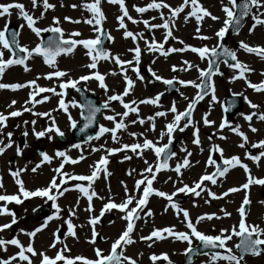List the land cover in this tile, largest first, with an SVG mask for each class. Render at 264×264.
I'll return each mask as SVG.
<instances>
[{
	"label": "rangeland",
	"instance_id": "obj_1",
	"mask_svg": "<svg viewBox=\"0 0 264 264\" xmlns=\"http://www.w3.org/2000/svg\"><path fill=\"white\" fill-rule=\"evenodd\" d=\"M201 2L204 8H208L213 15L219 17V20L213 21L209 17H204L203 21L198 25L195 17L189 16L187 21L184 19L185 14L191 10V5H187L184 11L179 13L176 17L171 18L170 29L172 36L168 37L167 42L163 43V49L156 52H149L146 50V42L151 44L153 38L157 45L164 41L166 30L161 28H148L144 24V17L150 19L149 24H163L165 20L170 17L169 8L153 9L146 13H139L135 10L136 7H145L152 0H124L125 7L133 21L124 18L127 30L133 32L135 38H125L123 33L125 29L119 27L118 16L122 15L120 6L117 4H111L108 0H101L99 7L101 8L104 19L101 25H92L85 23L86 19L93 18V14L83 8L81 5L84 2L94 3V0H48V2L54 5V8H49L44 11L43 6L32 7L31 0H0V3H14L18 2L24 5L25 10L32 15L34 18L39 17L41 12L44 11V17L37 20L36 27L49 28L59 26L64 33V38H69V34L73 32H79V36H74L72 39H95L100 33L93 31V27L105 26L113 39L106 46L107 50L112 54H119L120 58L125 61H132L133 65L139 69V76L130 68L127 64L123 65L127 69V75L134 81L133 88L129 91L128 95L123 97L125 103L137 101L134 107L138 106V114L129 112L127 117H124V123L127 124L126 129H120L117 135L118 139L113 140L110 133H105L99 139L93 138L91 141L81 143L80 148H73L75 144L72 140L71 121L69 120V113L71 114L72 120L79 122L81 107L78 100L77 91L71 87L67 89H61L59 87L61 82H66L69 77L76 80L80 76L91 75L95 72L105 76V84L108 86V91L99 87V82L94 78L88 81H80L77 84L85 89L88 94L95 93L100 101H105L108 96L114 93H122L125 87V80L123 79L124 73L121 72L120 67L117 66L111 59L100 58L97 61V68L90 69L86 65L90 64L91 58L86 55L88 51L82 45H77L73 52L69 54H62L56 57V67H49L43 60V58L35 55L26 61L30 71L25 72L24 67L20 65L8 66L2 76H0V83L13 84V83H26L28 81L35 80L36 85L44 88H53L55 93L62 94V98L67 105L68 111L65 112L59 107V100L61 95L54 94L53 92L39 93L38 88L35 85L30 87H24L17 90L12 89H0V113L8 115V113L19 110L21 115L12 117L8 116L6 126L3 128L2 134H0V140H3L5 144L8 143V133H12L11 141L12 146L7 148L6 151L0 155V177H2L3 188H0V194L17 195L19 194L18 185L15 183V179L10 175V169L15 171L17 169H24L20 173L19 178L23 180L24 187L27 190H35L37 188L47 186L51 178L56 175L54 169H56L64 158L55 157V152L65 151L67 156L71 159H78L80 155H83L85 159L80 160L76 164L70 162L64 164L62 171L68 172L73 175H90L93 166L105 157L108 160L106 165L99 164L98 177L91 182L89 187L88 181L77 182L75 180H68L67 186L69 190L62 196H57L55 201L59 206V219H52L48 222L47 227L41 232L37 233L34 238H30L25 233L33 231L36 227L42 224L43 220H34L33 218L26 224H22L16 232L14 238L19 239L20 242L27 246L31 240L32 246L36 252V255L31 253H25L29 256L32 264H41L42 256L40 253L46 254L49 258H55L58 252L64 249L65 245L67 251H63V255L66 258L74 260V264H84L83 260L76 261L75 257L81 256L87 259H96L94 248H100L104 254H108L110 251L111 244L121 235L125 230L128 221L122 219V216L126 215V212L135 206V201L132 205H129V209L122 212L119 209H112L105 211L101 216V209L106 203L111 200L117 204L123 202L126 198L124 192V184L127 185L129 192L128 195L139 196L145 185H141L139 192L134 191V184L136 180L142 179L144 168L146 167L144 160L146 159L149 163L154 165L157 158L154 154L153 149H143L142 156L133 153L132 150L125 149L116 153H110L107 150L113 148H122L124 144L140 143L143 144L145 138L153 141L157 146H163L167 142L168 136L165 135L163 139L160 138L161 131L165 130L167 123L173 120V113L168 112L166 116L156 117L154 120L155 130H151V124L147 118L155 116L158 111L167 112L168 109L175 103L178 112H183L189 102L196 96L198 89L192 85H182L179 81H196L198 79V69H206L208 64V58L201 59L197 53L192 52L190 49L184 52H169L164 55L163 52L170 48H182L186 45L192 47H202L207 45L212 48L217 44V38L214 33L222 26L225 14L221 10L220 0H198ZM157 3L161 0H156ZM172 8L179 6L183 0H163ZM227 3V0H224ZM76 5V7H72ZM135 6V7H134ZM253 12L257 10L252 9ZM264 11V9H261ZM10 17H0V29L4 28L6 21H9V25H15L18 28V42L20 45H26L29 49L34 48L38 43L41 42V35L47 32H42L40 37H37L28 27L26 21L18 15V10L13 8L10 10ZM163 13V19L161 18ZM198 15L202 13H197ZM65 17H70L72 21L79 20V23H73L65 20ZM142 17V19H141ZM155 17V19H153ZM54 18L59 19V24L54 23ZM264 18V17H261ZM146 19V20H147ZM254 23L251 16H249L245 26L239 32L231 37H225L224 40L228 41L231 48L236 51L237 58L239 61L247 65L252 71L245 72V78H237L232 80L231 77L238 73V69H230L226 64L222 63L219 67V73H215L212 79V87L210 93L200 101L193 112L192 121L195 128L199 130L200 144H194V130L193 125H189L184 131H180L179 128L175 129L172 136L181 134L184 136L185 144L176 151V155L171 159L169 168L156 172V179L153 180L152 187L163 191L168 194L176 193L174 196H187L186 202L178 204L180 208L186 209L189 213L193 223H196L197 217L208 213H215L216 216L220 217L217 219L215 216L211 219H205L202 222L196 224L199 231L207 235H217L221 229H231L232 226L237 225L240 220L237 209L241 206V203L245 197L248 196L251 201L249 212L246 215V224H258L264 228V204L259 201H264V185L252 183L247 190L241 186L246 183L249 179V173L245 172V169L236 165L229 169L224 177H217V183L212 184L210 181H204L201 185L204 191L199 188L196 191H201L199 196H195L191 192H177L176 190L184 185L189 187L194 186L200 177L207 174H212L215 165L207 164L209 155H212L213 159L220 157L219 152H211L210 149L214 145H219L223 149V157L230 158L236 156L241 161V164L247 165L250 170V175L253 180L264 179V157H261L258 162H254L248 154L251 156H257L264 148L259 147V150L252 151L251 145L257 143L260 140H264V121L253 116L251 121L244 119L245 115L252 112L264 113V91L255 92L251 90L248 82L252 84H260L264 81V59L255 53H247L246 51L239 48V41H244L249 45L264 46V26L258 25L256 29L250 34L249 28ZM22 26V27H21ZM197 27L200 28V33L205 36L212 37L211 39L204 40L200 39L196 33ZM148 30L150 34H147ZM143 38H140V35ZM180 41L184 43L181 44ZM139 47L141 50L139 56V62L135 59V52L129 51ZM95 55V52H93ZM9 53L5 50V59H7ZM184 61H188L195 65L197 68H188L187 70H180L181 67H187L184 65ZM176 66V71L172 70V66ZM56 69L66 71L68 75L64 77H52L50 79L44 78V76ZM150 70L152 73L155 72L157 75L164 79H177L179 92L170 93L167 90L166 84L163 80L151 79L144 73L143 70ZM115 71L117 74L112 75ZM39 77V79H37ZM143 77V79H140ZM214 94L216 100H212ZM37 92L35 99L41 100V103H29L25 101L29 100L30 92ZM233 92L241 95L243 98L247 97L252 103L257 104V109H252L248 102L244 99L243 111L236 117L228 118L223 112V100L227 93ZM158 93H163L160 96L159 102L156 105L149 103H139L141 100L148 98H155ZM183 93V95H181ZM44 96H48V100H43ZM187 97L188 99H185ZM15 100L16 103L9 107L8 105ZM76 101L77 106H73L71 101ZM27 107L30 111H23ZM125 111L123 105L119 101H111L109 107L103 112L100 126L103 125L108 128L114 126L112 121L105 119L107 115H113L114 113H123ZM37 113H49V115H37ZM138 116L145 120V123L140 124ZM214 123L206 125L203 118ZM64 133L67 138V144L61 143L57 137L55 130L46 132L43 137H37L36 132L43 131L53 124ZM121 117L117 116V120ZM229 122L228 126L221 129L219 127L223 120ZM137 120V123L133 124L131 121ZM28 123H25V122ZM35 121V124L32 123ZM183 118L180 121V127H183ZM239 125V131L243 132L247 137V143L244 147L239 145L242 143L243 138L237 133L230 130L231 127ZM257 129L256 132L251 131V128ZM27 132V135H25ZM136 133L135 136L131 135ZM143 133V135H140ZM23 136L25 143H19L18 139ZM51 137V139L49 138ZM96 137V136H95ZM211 137V139H209ZM221 137H225L222 139ZM101 145L104 147L100 151H92L93 147L99 148ZM17 147L22 151L21 154H17ZM38 148H42L45 153L49 156H53L54 159L51 163L45 162L40 164L42 156L37 152ZM191 153L188 157L191 166L181 168V174H178L173 170L177 163H182L186 156V151ZM203 149V151H201ZM137 152H141V149H137ZM131 157L129 160H125V156ZM12 156L17 159L16 167L9 165V160ZM198 162V163H197ZM40 164V167L35 173L31 171L33 167ZM135 169L131 175L128 174L129 170ZM110 173V175L108 174ZM144 175H148L145 173ZM171 177V179H169ZM61 177L57 176V182L60 183ZM167 181V182H165ZM182 181V182H181ZM123 182V184L121 183ZM76 183H80L84 187H89V195L94 190L97 195L93 196L91 201L88 197L81 193L77 188L74 187ZM65 185H61L63 188ZM239 188V191L230 192L227 196L222 198H213L208 195V189H210L217 196L226 192L230 188ZM173 196V197H174ZM21 203L17 204L13 202L0 201V206L6 205L10 212L15 213L16 219L27 214L28 211H32L36 206L43 204L45 201L53 203V201L47 200V198L41 197H29L24 198L20 194ZM78 201V204H77ZM177 204V203H176ZM91 205L92 211H86ZM167 207V211L165 208ZM70 209H72L70 211ZM151 209L153 213L148 216L146 213ZM73 211L75 214L73 215ZM224 211L231 213L230 216H224ZM177 209L172 207L171 203L164 197H159L156 194H152L148 198L146 207L142 210L140 218L133 220L134 228L130 233V237L133 240L132 244L124 245L121 251L125 256L131 257L136 261V264H180L183 256L185 255V249L188 248L186 241H179L167 233H162L166 239L159 240L155 237L152 240H142L141 237H147L151 234L154 229H163L175 226V230L190 232L185 223L183 213L176 214ZM57 214V209L54 208L49 216ZM91 217H99L98 222L95 224V232L101 234V239H95V244L90 243L89 240L92 237L93 226L89 223ZM13 217L9 214L0 215V225L9 224ZM71 220L74 225L75 236H72L68 232L67 221ZM57 229L63 231V238L59 242L54 241L53 233ZM23 230V231H22ZM57 234V233H56ZM0 236L5 240H10V232L6 229L2 230ZM239 237L233 236L231 240L226 242V249L232 248L233 252L237 255L238 250L235 245L238 243ZM55 242V247L49 245ZM198 242L195 237H192V245ZM123 244V242H122ZM0 247V259L5 257H11L15 255L19 248L17 246L8 244L6 245V251ZM226 253L223 250L221 254ZM155 254L158 259L153 261L151 257ZM162 254H167L168 260H165ZM212 253H208L202 257L197 258L192 264H209ZM13 264H28L27 261H20L19 257ZM56 264H65L64 261H57ZM213 264H228L227 261L218 260ZM242 264H264V252L260 255H247L244 257Z\"/></svg>",
	"mask_w": 264,
	"mask_h": 264
},
{
	"label": "snow or ice",
	"instance_id": "obj_2",
	"mask_svg": "<svg viewBox=\"0 0 264 264\" xmlns=\"http://www.w3.org/2000/svg\"><path fill=\"white\" fill-rule=\"evenodd\" d=\"M42 2V6L44 11H47L49 8H54L55 6L50 4L48 0H40ZM111 4H117L120 6V10L122 12V15L118 16L117 19L119 21V27L122 29H125L123 35L125 38L127 37H133L135 38V35L133 32L127 30L124 18L127 17L128 20L133 21V23H136L137 21L133 20V18L129 15L124 0H108ZM32 7L36 8L38 5V0H31ZM101 3V0H94V3H87L84 2L81 6L85 8L86 10L90 11L93 14V18L86 19L84 22L92 25H101V22L106 19L104 16L101 8L99 7ZM191 5V10L188 11L185 14L184 19L187 21L189 16L195 17L198 25L203 21L204 17H209L213 21L219 20V17L212 15L211 12H209L206 8H204L202 5L199 4L198 0H183V2L175 7L172 8L167 3H164L163 0L161 2L157 3L156 0H152V2L148 3L145 7H136L135 10L139 13H144L148 9H161V8H169L170 9V17L168 20H165L163 24H149L147 20L143 21L146 27L148 28H163L166 30V34L164 36V41L157 45L155 39L153 38V41L151 44L146 42V50L149 52H156L163 49V43L167 42L168 37L172 36V31L170 29V22L171 18L176 17L179 13L184 11L185 6ZM221 4V10L225 14V19L223 20L222 26L214 33L215 37L217 38V44L213 46L212 48H209L207 45H204L202 47H192L190 45H186L182 48H170L167 51H164L163 54L167 55L169 52H184L187 49H190L192 52L197 53L201 59L208 58V68L207 69H198V65H195L193 63H190L188 61H184V65L187 67H181L180 70L184 71L188 68H197L199 71L198 79L200 80L199 83L196 81H179L182 85H192L195 88L199 89V91L196 93V98H193L187 108L183 112H178L175 103L168 109L167 112L158 111L155 113V116L148 117L147 119L151 122V130H155V124L154 120L156 117L159 116H166L168 112L173 113V120L166 124L165 130L161 131L160 138L163 139L165 135L168 136V143L164 144L163 146L157 147L153 141L148 140L145 138L143 144L140 143H133L131 145L124 144L122 145V148H113L108 149L107 151L110 153H116L125 149H131L133 153H136L137 155L142 156V150L143 149H153L154 154L157 158V161L155 162V169L154 165L149 163L146 159L144 160V163L146 167L143 170V173L140 175L143 176L142 179L136 180L134 184V191L139 192L141 189V185H145L142 189L141 194L137 197L134 195H128L129 189L126 184H124V192L126 194V198L123 202L117 204L115 202H112L109 200L108 203L104 205V207L101 209L100 215L102 216L105 211H110L112 209H119L122 212L124 210L129 209V205H132L135 201V206L132 207L130 210L126 212V215L122 216V219H126L128 223L126 224L125 230L121 233V235L111 244L110 251L106 255L104 254L103 250L100 248H94V253L96 256V259H87L85 257L77 256L75 257L76 261L83 260L84 264H136V261L132 259L131 257L125 256L123 254V251L118 252L117 249L120 247L123 248L124 245H129L133 243V240L130 237V233L133 231L134 228V214L135 219H139V213L137 212V209H140L141 211L146 207L148 198L153 193L156 194L159 197L166 198L172 205V207L177 209V215H179L181 212L183 213L184 220L182 223H185L187 228L190 230V232H184V231H177L175 230V226L163 228V229H154L151 234L147 237H141L142 240H152L153 237L163 240L166 239L162 233H167L168 236L173 237L176 240L179 241H186L188 244V248L185 249V255L189 257V264L191 262V253H193L194 249L192 247V237H195L197 240L202 242V246L205 249H216V248H226V242L231 240L233 236L240 237V242L235 245L236 249L239 250V255L235 254L232 250V248H227L226 253L221 254L219 252H213L211 254V258L209 261V264H213V262H216L218 260L227 261L228 264H242V261L244 260V257L246 255H260L262 252H264V248L261 246H264V228L260 227L258 224H246V208L245 205H250L251 201L249 200L248 196L245 195L241 206L237 209L240 220L238 222V226L234 225L231 227V229H221L220 233L217 235H207L201 231H199L196 227V224L202 222L205 219L211 220L214 216L219 219L220 217L216 216L215 213L208 214L205 213L196 219V223H193L192 219L189 216V213L186 209H182L179 207L178 204L172 201V197L176 193H172L171 195L168 193H165L163 191H160L158 189H155L152 187L153 180L156 179V172H159L161 169H168V159L171 158V156H175L176 153L172 152L168 154V156L163 160L161 163V154L165 153L166 150L169 148L171 142H172V133L175 129L179 128L180 131H184L185 128H187L189 125H193V121L191 119L192 111L194 109V104L198 102V100H201L204 98V95L207 93L205 92V88L209 87L208 85V78L215 74L219 73V64L220 62H223L226 64L230 69H238L239 72L234 74L231 79L235 80L237 78H245V72L246 71H252V69L248 68L247 65H245L243 62L239 61L237 58L236 51L233 49L227 47L224 44V39L226 35L229 32L230 28L234 27L235 33L239 34L242 24L244 22V18L251 16L254 23L249 28V33L251 34L258 25L264 26V11H261V9H264V0H242L241 3H238L237 0H227V3L224 2V0H220ZM72 7H76V5H72ZM135 7V6H134ZM17 9L18 15L22 17L27 24V27L37 36L40 37L42 32H52V33H58V36H49L48 41L45 44L43 40H41L40 43H38L34 48L29 49L26 45L22 46L18 42V36L19 33L16 31L12 32V39L9 40L6 33L9 31L8 23L9 21H6L4 28L0 29V76L3 75L5 68L8 66H14V65H20L24 67L25 72L30 71L29 67L26 64V61L30 58H32L35 55H39L43 58L44 62L49 66L55 68V61L56 57L63 54H69L73 52L75 47L77 45H82L85 49L88 51L86 52V55H88L91 58V63L86 65V67L90 69H96L97 68V61L100 58L104 59H111L117 66L120 67V70L122 73H124L123 79L125 80L126 84L124 87V90L122 93H114L113 95H110L107 97V99L104 101V107L108 108L109 103L111 101H119L125 111L123 113H114L113 115H107L105 116V119L112 121L114 126L112 128L105 127L103 125L100 126L99 131L96 134V139H99L101 136H103L105 133H110L113 140H117V131L120 129H126L127 124L124 123L123 118L127 117L129 115V112L137 113L138 114V106L137 107H131L130 103L132 105H136L137 101H132L130 103H125L123 97L127 96L129 91L134 86V81L127 75V69L123 67V65L127 64L136 74L139 76V69L135 67L132 63V61H125L122 60L119 56V54L112 55L108 50H105L103 48L97 47L101 44V40L99 35L95 39H72L74 36H79V32H73L69 34V38H64L63 30L59 26L55 27H49V28H40L36 27V22L39 19H42L44 17V11L41 12L39 17H33L30 15L26 10L23 4L14 2V3H0V17H5L6 14L8 17H10L11 9ZM255 8L257 11L253 12L252 9ZM197 13H202L198 15ZM161 18L163 19V13H161ZM65 20H68L73 23H79L80 21H72L70 17H65ZM155 19V17H153ZM54 23L56 25L59 24V19L54 18ZM22 27V26H21ZM93 31L100 33L101 29L99 27H93ZM196 33L200 39L208 40L212 37L202 35L200 33V28L197 27ZM140 38H143L142 34H139ZM109 39H113L109 36ZM181 44H183V41H180ZM239 48L246 51L247 53H255L258 56H260L262 59H264V46H253L249 45L248 43L244 41H239ZM5 50L9 53V56L7 59H5ZM129 51L135 52V59L137 63L139 62V56L141 53L140 48L137 46L134 49H129ZM95 52V55L93 54ZM221 57H224V59L221 61ZM229 60L234 61V63H229ZM172 70L176 71V66H172ZM112 75H116L117 73L113 71L111 73ZM220 75H223V73H219ZM68 75L66 71L56 69L53 72H50L44 76L46 79H50L52 77H64ZM94 78L99 82V87L105 90V92L108 91V86L105 84V76L100 74L98 71L91 75H84L80 76L78 79L74 80L71 77L66 82H61L59 87L61 89H67L68 87H71L75 89L76 91H82L80 88H77V84L80 81H88L89 79ZM153 75L155 76L156 80H163V82L166 85H173V79H164L163 77L157 75L155 72H153ZM39 79V77H37ZM140 79H143V77H140ZM249 86L257 92L264 91V81H261L260 84H252L251 82H248ZM35 85L36 88H38L39 93L43 92H53L54 94L61 95V99L59 100V107L63 109L65 112L68 111L67 105L65 104L64 99L62 98V94L55 93V89L53 88H44L40 87L39 85H36V81H28L26 83H13V84H3L0 83V89H12L17 90L24 87H30ZM38 93L33 91L29 93V100L25 101L26 104L29 103H41V100H36L35 97ZM163 93H158L155 98H148L145 100L139 101V103H149L156 105L159 102L160 96H162ZM183 95V93H181ZM233 95H243L233 93ZM43 100H48V96H44L42 98ZM185 99H188L185 97ZM244 99L248 102L249 106L252 109H257L259 106L257 104L252 103L250 100L247 99V97H244ZM212 100H216V96L214 94V85H213V95ZM16 103L15 100L9 104V107H12ZM72 105L75 107L77 106L76 101H71ZM81 108H87L88 114L84 115L82 112L81 115L83 119L86 121L83 128H81V131H84L86 128H88L92 123L95 121L96 114L101 112V108L96 107L94 104H92L91 101H88L86 104L80 105ZM30 108L25 107L23 111H30ZM227 111V109H225ZM21 115V111L14 110L8 115H5L3 113H0V134L3 132V128L6 126V121L8 119V116L16 117ZM37 115H44L47 116L49 113H37ZM242 116H244V119L247 121H251L253 116H257L258 119L264 121V113H257L252 112L250 114L245 115L244 113H241ZM117 116L121 117L120 120H117ZM69 120L71 121V127H76V121L72 120L71 114L69 113ZM182 118H187L185 124L183 127H180V121ZM138 120L140 124L145 123L144 119L139 118ZM204 123L206 125L214 123L213 121H209L206 116L203 118ZM25 123H28L27 121ZM33 124H35V121H32ZM131 123L135 124L137 123V120L131 121ZM229 122L225 119L223 120L219 127L223 129L224 127L228 126ZM195 128V125H193ZM251 131L256 132L257 129L254 127H251ZM55 130L56 133L60 136H63L64 133L60 131L58 127L55 126V121L53 119V124L49 128L36 132L35 135L39 137H43L46 132H51ZM230 130L234 133H237L239 136L243 138L242 143L239 145L240 147H244L245 143H247V137L246 135L239 131V125L233 126L230 128ZM199 130L198 128H195L194 130V137L193 140L194 144L199 145ZM25 135H27V132H25ZM131 135L135 136L136 133H132ZM140 135H143L141 133ZM8 143L5 144L3 140H0V155H2L7 148L12 146L11 136L12 133H8ZM51 139V137H49ZM222 139H225V137H221ZM89 139H92L89 137ZM211 139V137H209ZM73 148H80L79 144H73ZM104 146L101 145L99 148L93 147L92 151H100ZM253 148L261 147L264 148V140H260L257 143H253L251 145ZM137 149H141V152H137ZM17 154H21V149L17 147ZM186 151V156L184 157L182 163H177L175 168L173 169L178 176L181 174V168L189 167L191 166L190 161L188 159L189 156H191L190 152ZM203 151V149H201ZM219 152L220 158L223 159L224 167L221 168L219 164H217V161L212 158V155L210 154L208 157V160L206 161L207 164L215 165L216 171L212 174H205L200 179L194 183V186L189 187L188 185H184L183 187L178 188L177 192H191L195 196H199L201 194V191H204L205 189L201 187L204 181H210L212 184L217 183V177H224L226 173L229 171L231 167H235L236 165H240L245 169L246 173H249V179L246 183H244L241 187L245 190H247L252 183L261 184L264 185V179H255L253 180L250 175V170L248 169L247 165L241 164V161L238 157L232 156L230 158H224L223 157V149L219 147V145H214L210 149L211 152ZM42 160L40 164H43L45 162L51 163V161L54 159L53 156H49L47 153H41ZM250 158L254 162H258L261 157H264V151H261L259 155L257 156H251L248 154ZM55 157H62L64 158L63 161L60 163V165L54 169V172L56 175H54L51 180L48 182L47 186L37 188L35 190H27L24 187V182L22 179L19 178L20 173L23 171H26L27 169H17L15 171H10V175L13 176L15 179V183L18 185L19 188V194L17 195H7V194H0V201L4 202H15L17 204L21 203L20 194L23 195L24 198L29 197H41V198H47L49 201H53L52 207L57 209V214H54L53 216H48L45 221L40 224L38 227H36L33 231L25 233L30 238H34L37 233L41 232L44 228L47 227V224L52 219L56 218L59 219V206L55 202L57 200V196H62L65 192L69 190V187L67 186L68 180H75L77 182L79 181H88L89 187H91V182L94 181L95 178L98 177L99 172V164L106 165L108 163V160L105 157H102L99 162H97L96 165L93 166V170L90 175H73L68 172L62 171L64 168L65 163H72L76 164L80 160L85 159L83 155H80L78 159H71L67 156V153L65 151H59L57 150L55 152ZM125 160L131 159L129 156L124 157ZM198 163V162H197ZM40 164H37L35 167L31 169L33 173L37 171V169L40 167ZM135 169L129 170L128 174L131 175L132 172H134ZM147 173L148 175H144ZM110 175V173H108ZM57 176L61 177L60 183L57 182ZM171 179V177H169ZM167 182V181H165ZM182 182V181H181ZM123 184V182H121ZM61 185H65L63 188ZM75 188H77L81 193L86 195L88 197V200L91 201L93 196H96L97 193L93 190L91 192V195H89V187H84L80 183H76L74 185ZM0 188H3V182L2 177H0ZM199 188L201 191H196V189ZM239 188H230L226 192L222 193L220 196H217L215 193H213L210 189H208V195L212 196L213 198H222L223 196H227L230 192H236L239 191ZM259 203L264 204V201H259ZM78 204V201H77ZM72 209H70L71 211ZM35 211V210H34ZM86 211L91 212L92 208L91 205L86 209ZM165 211H167V207L165 208ZM9 214L13 217L11 224L16 223V217L14 212H10V210L7 208L6 205L0 206V215ZM75 212L73 211V215ZM148 216H151L153 213L151 212V209H149L146 213ZM231 213H228L227 211H224V216H230ZM99 217H91L89 220V223L93 226L92 228V237L90 238L89 242L95 244V237L98 235L95 232V224L98 222ZM11 224H3L0 225V231L7 229L11 226ZM68 224V232L70 235L75 236L76 233L74 231V225L72 224L71 220L69 219L67 221ZM23 231V230H22ZM59 232V229L56 230V232L53 233L54 241L59 242L60 238L57 236L56 233ZM55 242L50 247H55ZM123 242V244H122ZM11 244L14 246H17L19 248V251L9 257L8 259H0V264H12V261H15L17 257H19L20 261H27L28 264H32L31 259L28 255L25 253H31L32 255H36V252L32 246V242L30 240L29 244L27 246H24L19 239L13 238L10 240L5 241L3 238H0V247H3V250L6 249V245ZM63 251H67L66 245L64 249L61 250V252H58L55 258H49L46 254L40 253L42 256L41 264H56L57 261H64L65 264H74V260L70 258H66L63 255ZM195 251L199 252V249H196ZM206 254V253H205ZM165 260H168L167 254H162ZM153 261L157 260L158 257L153 254L151 257ZM168 264H171V261L168 262Z\"/></svg>",
	"mask_w": 264,
	"mask_h": 264
},
{
	"label": "water",
	"instance_id": "obj_3",
	"mask_svg": "<svg viewBox=\"0 0 264 264\" xmlns=\"http://www.w3.org/2000/svg\"><path fill=\"white\" fill-rule=\"evenodd\" d=\"M241 2H242V0H239V1H238V3H241ZM41 3H42V2H40V0H38V4H41ZM246 18H247V17L244 18V22H245ZM244 22H243V24H244ZM243 24H242V26H243ZM13 31H16V32H17L16 28H15V27H10V28H9V31H8V38H9L10 41H11V39H12V32H13ZM234 32H235L234 27H233V28H230V32H229V33H234ZM58 35H59L58 33H52V32H51L49 36H58ZM49 36H45V37H44V43H45V44L47 43V41H48V37H49ZM107 41H108L107 38H105L104 40L101 41V44L98 45V46H99V47H103V45H104ZM229 61H230L231 63H234V61H231V60H229ZM210 77H211V76H210ZM210 77L208 78V85H209ZM208 90H209V87L205 88V92H206V93H207ZM80 99H81L82 105H83V104H86L88 101H91L92 104H94V105H95V103H96V100H95V99H91L90 97H88V96L83 92V90L80 91ZM95 106L101 108V110H102V107L104 106V104H96ZM226 106H227V110H228L231 114H233L235 111H237V110L240 108V106H241V100H240V98H239L238 96H236V95H229V96L227 97ZM83 110H84V111H83L84 115H87V114H88V109H87V108H83ZM100 113H101V112H99V113L96 114V117H95V121H94V123H92V124H91L88 128H86L84 131H81V128H83V126H84V124L86 123V121H85V120L83 119V117H82V123L80 124V126H79V128H78V130H77V134H78L79 136H84L85 139H89V137H91V136L93 135V132H94V130L96 129V124H97V121H98V118H99ZM60 138H61V140H62L63 142L65 141V137H64V136H60ZM169 149H171V147H169ZM12 164H13V165L15 164V162H14V158L12 159ZM181 199H182V198H180V199H178V200H181ZM246 209H247V208H246ZM48 211H49V208H48V207L42 208V209L40 210V213H39L40 217H43V216L45 215V213L48 212ZM117 251L120 252L119 250H117ZM202 251H206V249L203 248ZM197 254H198V253H196V254H194L193 256H191V261L193 260L194 257L197 256ZM185 264H189V258H187Z\"/></svg>",
	"mask_w": 264,
	"mask_h": 264
},
{
	"label": "bare ground",
	"instance_id": "obj_4",
	"mask_svg": "<svg viewBox=\"0 0 264 264\" xmlns=\"http://www.w3.org/2000/svg\"><path fill=\"white\" fill-rule=\"evenodd\" d=\"M215 1V0H214ZM209 12H211V11H209ZM212 13V12H211ZM212 15H213V13H212ZM147 19V18H146ZM146 19H144V20H146ZM212 19H210V21H211ZM138 21V20H137ZM147 21L149 22L150 21V19H147ZM147 34H150V31L148 30V32H147Z\"/></svg>",
	"mask_w": 264,
	"mask_h": 264
}]
</instances>
